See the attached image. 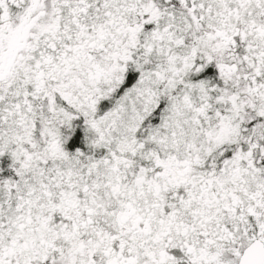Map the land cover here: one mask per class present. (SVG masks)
Listing matches in <instances>:
<instances>
[{
  "label": "snow or ice",
  "instance_id": "obj_1",
  "mask_svg": "<svg viewBox=\"0 0 264 264\" xmlns=\"http://www.w3.org/2000/svg\"><path fill=\"white\" fill-rule=\"evenodd\" d=\"M0 264H264V0H0Z\"/></svg>",
  "mask_w": 264,
  "mask_h": 264
}]
</instances>
